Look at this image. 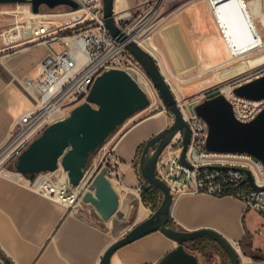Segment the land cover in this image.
<instances>
[{
  "label": "crops",
  "instance_id": "0c3cea01",
  "mask_svg": "<svg viewBox=\"0 0 264 264\" xmlns=\"http://www.w3.org/2000/svg\"><path fill=\"white\" fill-rule=\"evenodd\" d=\"M146 1L116 0L115 9L130 10ZM220 17L232 45L237 47L234 56L243 59L254 49H244L253 38L238 4L223 6ZM144 45L157 59L180 100L216 96L221 85L264 64V56L242 64L227 63L229 52L204 0L173 16L154 36L152 44ZM48 52V46L32 44L0 55V148L15 121L37 106L25 83L38 77L39 66ZM169 125L166 118L155 115L122 133L117 154L122 160L121 175L131 187L144 186L143 180L138 182L134 166L144 145ZM98 163L99 160L93 162ZM131 191L137 190L124 186L116 191L121 206L112 217L105 218L112 224L109 228L84 213H70L65 206L0 175L3 260L12 264H100L112 243L154 212L140 197L135 199V206L130 204L131 197L139 196L126 198ZM171 221L182 231H216L234 246L241 264H264V217L247 210L233 197L185 194L175 199ZM120 226L123 232L117 231ZM177 246L162 233L154 232L120 248L111 264H158ZM216 259L229 260L225 252L218 254Z\"/></svg>",
  "mask_w": 264,
  "mask_h": 264
},
{
  "label": "built area",
  "instance_id": "2783aa9c",
  "mask_svg": "<svg viewBox=\"0 0 264 264\" xmlns=\"http://www.w3.org/2000/svg\"><path fill=\"white\" fill-rule=\"evenodd\" d=\"M71 1L78 5V9L57 7L67 10L57 22L37 18L40 15L32 12L29 3L17 4L19 10L15 25L0 33V43L8 51L32 44H43L49 48L48 55L39 66L38 77L25 83L37 106L15 121L8 139L0 148V175L65 206L70 213L78 214L85 213V209L91 205L85 204L83 197L99 174H105L111 183L114 179L120 184L123 182L120 170L122 160L117 154L122 134L112 138L111 147L107 148L98 164L87 166L84 177L76 186L70 183L67 172L61 166L55 172L42 173L34 179L10 167H14L20 155L47 127L65 119L75 107L86 102L95 80L104 72L121 69L130 75L138 73L148 81L140 63L127 50V43L134 41L151 52L144 44H152L154 36L168 20L200 0H147L130 10L115 9L116 25L125 40L112 36L106 29L102 0ZM204 1L210 8L229 55L235 57L232 40L219 14L220 5L226 0ZM238 1L243 4L245 17L251 22L254 50L264 48V37L260 31L264 30V0ZM85 23L88 24L87 28L75 32L76 26ZM51 45H59L63 50L58 52ZM262 76L264 65L242 73L231 84L218 88L217 95L226 97L238 121L246 123L254 120L264 110V100L251 101L238 97L233 92L234 88ZM194 101L202 100L178 99V106L191 134L186 152V161L190 166L180 161L184 146L183 134L178 133L159 157L157 175L169 186L175 199L189 193L216 198L233 197L242 202L247 210L264 217V164L247 154L209 152V126L201 116L189 109ZM156 109L168 112L163 103L157 105ZM107 143L103 148L107 147ZM233 168L246 169L252 181L243 182L244 174ZM141 191L142 187L138 188L139 195Z\"/></svg>",
  "mask_w": 264,
  "mask_h": 264
},
{
  "label": "water",
  "instance_id": "95a60500",
  "mask_svg": "<svg viewBox=\"0 0 264 264\" xmlns=\"http://www.w3.org/2000/svg\"><path fill=\"white\" fill-rule=\"evenodd\" d=\"M102 1L106 29L112 36L125 40L116 25V0ZM26 3L31 4L34 14H39L42 7L50 10L61 6L78 9V5L71 0H0V4ZM126 48L144 69L174 121L147 141L139 160L144 190L149 187L157 188L162 195L160 206L148 219L112 243L105 251L100 264H111L113 255L120 248L154 232H160L178 244L158 264H200L197 256L190 253L186 246L202 238L214 240L226 253L230 264H241L234 246L216 231H182L169 226L175 198L169 186L157 175L158 161L174 137L182 133L184 147L180 161L183 165L190 166L186 161V152L191 134L178 106V98L154 55L134 41H129ZM233 92L247 100H264V76L235 87ZM149 103L148 95L127 71H106L95 80L86 102L75 107L65 119L47 127L10 169L34 179L39 174L55 172L61 166L67 172L70 183L76 186L84 177L90 158L121 125L147 109ZM189 109L201 116L209 126V152L247 154L264 164V110L254 120L240 122L235 117L232 105L222 94L194 101L189 105ZM233 169L244 174L243 182L252 181L246 169ZM83 202L91 204L104 218L112 217L120 206L119 196L105 174H99L94 179L83 197ZM5 264L12 263L6 260Z\"/></svg>",
  "mask_w": 264,
  "mask_h": 264
},
{
  "label": "rangeland",
  "instance_id": "374dc122",
  "mask_svg": "<svg viewBox=\"0 0 264 264\" xmlns=\"http://www.w3.org/2000/svg\"><path fill=\"white\" fill-rule=\"evenodd\" d=\"M18 10H19V7L17 5H14V4H0V33L3 32L6 29L12 28L15 25V23H16V14H17ZM66 12H67V10H64L63 8H59V9H56L54 11H51V10H48L46 7H42L40 13L38 14L40 16H38L37 18L42 19V20L45 19L47 22H57L61 17H63L65 15ZM54 16H57V17H54ZM257 21H259V20H257ZM87 26H88L87 23H85L82 26H76L75 27V29H76L75 32L76 31H80L83 28H87ZM260 31H261V33H262V35L264 37V30L260 29ZM52 48L54 50L58 51V52H61L63 50V48L61 46H59V45H52ZM7 52H9V51L0 43V55H3L5 53H7ZM261 56H264V48L254 50V51L248 53L247 55L243 56V59H240V60L236 59V57H231V55H230V60L227 63H229V64L231 63V65H233V64H235V62L236 63L239 62L238 64H242V63H245L246 61H248V59H257L258 57H261ZM263 65L264 64L259 65V67L263 66ZM253 69H251V70H253ZM148 81H147L148 85H146V86H148V87L150 86L151 87V90L153 91V95H154L152 97V99L150 98V103H149L148 108L145 109L144 111L140 112V113L135 114L128 121H126L123 125H121L111 135V137L106 141V143L108 142L107 143L108 145H106L107 147L106 148H103V147L100 148L99 151L90 158L89 165L93 164V162H95L96 160L101 161V159L105 155V152H106L107 148L111 147V145H112V140H113L112 138H115L116 136H120L125 130H127L130 127H133L134 125H136L137 123H139L140 121L144 120L147 117L158 115L159 117L166 118L168 120L169 124L172 125V123L174 121V118L171 115V113L170 112H162L161 109H156V106L160 105L162 103V101H161V98H160L158 92L156 91V89L154 88L153 84L151 83V81L150 80H148ZM233 81H234V79L229 81V82H226L223 85L227 86V85L231 84ZM204 99H206V98L203 97L202 99H199V100H204ZM169 126H167V128ZM140 157H141V154H139L138 159H137V163L138 164H139ZM136 176L138 178V182L141 183V180H143V178H142L140 170H138V169H137ZM122 179H123V182L121 184L118 183L115 179L112 181L116 191L119 190L120 188L124 187V186H128V187H130L132 189L138 190L135 187L134 188L131 187L129 183H126V181H125V179L123 177H122ZM139 197L141 198V194L138 197H131L128 200V202H130V204L134 205L135 199H138ZM87 208L88 209H85V211H84L85 213L84 214H86L91 220L96 221L98 224L102 225L103 227L112 228L111 222L110 221L108 222L107 219H105L103 216H101L100 213L92 205H90ZM120 227L118 228L117 231L118 232H123V231H121L122 227L121 228ZM121 236H123V235H121ZM186 247H187V250L190 253H192V254L197 256L200 264H206V263H209V264H230L229 260H226V261L217 260L216 256L218 254L214 253V252H212L210 250H206V256L204 257V255L200 254L197 251H193L191 248H189L190 247L189 245H187ZM3 257H4L3 254H0V263L5 264L6 260L4 261Z\"/></svg>",
  "mask_w": 264,
  "mask_h": 264
},
{
  "label": "trees",
  "instance_id": "16d2710c",
  "mask_svg": "<svg viewBox=\"0 0 264 264\" xmlns=\"http://www.w3.org/2000/svg\"><path fill=\"white\" fill-rule=\"evenodd\" d=\"M214 96H211L210 98ZM140 154H142V152H140ZM134 166L136 170H140L138 163H136ZM141 199L145 206L151 207L153 211H155L162 202V195L161 192L155 187H149L148 190H144L143 186L141 191ZM169 226L178 229L172 221L170 222ZM189 246V248H191L193 251L199 252L200 254L204 255V257L206 256V250H210L217 254L224 253L223 249L214 240L209 238L198 239L197 241L189 244ZM0 254H2L1 251Z\"/></svg>",
  "mask_w": 264,
  "mask_h": 264
},
{
  "label": "bare ground",
  "instance_id": "6f19581e",
  "mask_svg": "<svg viewBox=\"0 0 264 264\" xmlns=\"http://www.w3.org/2000/svg\"><path fill=\"white\" fill-rule=\"evenodd\" d=\"M231 3H236V4H238V6H239V10H240V13L242 14V16H243V18H244V20L246 21V24H247V26H248V29H249V31H250V33H251V35H252V38H253V33H252V29H251V22H249L248 20H247V18L245 17V14H244V11H243V9H244V6H243V4H241L238 0H226V1H224L221 5H220V8H219V12H220V10H221V8L223 7V6H225V5H229V4H231ZM220 14V13H219ZM255 47V41H254V39H253V42L250 44V45H248V46H246V47H244V49H246V48H252V49H255L254 48ZM237 47L236 46H234V49H236ZM131 76L138 82V84L140 85V87L144 90V92L148 95V97L149 98H151L152 99V97L154 96L153 95V91L151 90V87L149 88L148 86H146V85H148L147 84V80L145 79V77H143L142 75H140V74H138V73H131ZM112 185H113V182H112ZM114 187V186H113ZM138 191V190H137ZM137 191H131V192H129V194H128V196H126V198L127 197H129L130 195H134V196H137V195H139V192L137 193ZM131 193V194H130ZM119 201H120V199H119ZM120 206H121V202H120ZM120 206H119V208H120Z\"/></svg>",
  "mask_w": 264,
  "mask_h": 264
},
{
  "label": "flooded vegetation",
  "instance_id": "af4514ba",
  "mask_svg": "<svg viewBox=\"0 0 264 264\" xmlns=\"http://www.w3.org/2000/svg\"><path fill=\"white\" fill-rule=\"evenodd\" d=\"M144 148V147H143Z\"/></svg>",
  "mask_w": 264,
  "mask_h": 264
}]
</instances>
